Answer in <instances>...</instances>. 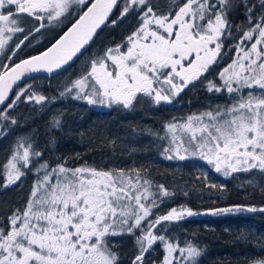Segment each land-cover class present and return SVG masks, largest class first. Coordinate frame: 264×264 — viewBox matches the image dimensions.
Returning a JSON list of instances; mask_svg holds the SVG:
<instances>
[{"label": "snow or ice", "instance_id": "1", "mask_svg": "<svg viewBox=\"0 0 264 264\" xmlns=\"http://www.w3.org/2000/svg\"><path fill=\"white\" fill-rule=\"evenodd\" d=\"M128 21L135 23L124 40L89 55L60 96L126 110L144 98L157 106L172 104L234 51L219 81L207 83L208 92H224L229 101L167 121L165 134L157 137L165 142L160 154L169 161H203L224 177L255 170L264 179V0H0V138L17 124L9 113L22 97L25 103L46 100L21 83L26 77L67 71L104 29ZM57 29L42 52L16 61L33 40ZM42 156L21 134L0 165V190L19 187L33 175L24 203L0 217V264H122L120 244L126 237L135 248L131 264H149L158 247L162 256L151 264H199L203 249L179 243L169 224L202 214L264 213V207L251 205L204 213L181 205L158 214L161 197L172 193L163 185L153 192L141 169L67 161L53 166ZM203 178L208 180L206 172ZM245 183L264 190L254 176ZM255 243L264 252V239ZM250 264H264V257Z\"/></svg>", "mask_w": 264, "mask_h": 264}, {"label": "trees", "instance_id": "2", "mask_svg": "<svg viewBox=\"0 0 264 264\" xmlns=\"http://www.w3.org/2000/svg\"><path fill=\"white\" fill-rule=\"evenodd\" d=\"M134 23L128 21L119 27L104 29L91 46L89 53L61 75L41 79V83H38L39 79L24 83L31 85L35 92L44 95L46 100L41 104L25 103L22 97L17 107L11 110L9 115L17 119V124L9 126L8 134L0 138V165L5 163L10 150L15 147L17 138L23 134L34 141V146L43 153L42 159L53 166L58 162L67 161L70 166L87 163L106 168H139L141 174L154 185H163L169 193H172L168 199L170 205L173 202H184V205L197 212L233 205L264 207V190L246 184L245 175L235 174L220 179L222 183L217 184L220 186L218 188L206 187L205 184L213 183V180L209 178L205 181L201 176L197 179L195 161H186L182 163V168H178L176 162L161 160L160 153L157 161H122L120 146L109 140L113 138L110 137L112 131L96 128L93 130L94 133H90L79 130L85 122H88L91 112L83 109L85 107L83 100L74 99L71 95L61 97L59 93L70 80L76 79L81 74L89 55L102 52L106 46L121 43ZM54 32L56 34L53 37L47 35L51 32H45L39 41L33 40L31 46L18 53L16 61L42 52L57 36L59 30ZM200 104L194 102L193 106ZM57 120L60 122L59 126L55 124ZM7 123L5 122L6 125ZM91 123L94 122H89L88 127L93 126ZM92 153L94 161H86L89 159L88 155ZM2 179L3 177L0 176V180ZM259 180L260 184L264 185V179ZM185 192L188 195H185ZM1 193L5 195L4 190H0V217L10 202L9 197L4 199ZM17 195L18 193L15 192L14 196ZM155 212L164 214L167 211L164 207H160ZM180 226H185L186 231H180ZM168 228L179 243L182 244L187 240L203 249L199 264H250L252 259L264 257V252L260 251L255 243L264 239V213L211 215L179 224H169ZM134 252L132 239L124 238L120 244L122 264H131ZM160 258L161 255L156 260Z\"/></svg>", "mask_w": 264, "mask_h": 264}, {"label": "flooded vegetation", "instance_id": "3", "mask_svg": "<svg viewBox=\"0 0 264 264\" xmlns=\"http://www.w3.org/2000/svg\"><path fill=\"white\" fill-rule=\"evenodd\" d=\"M234 22L239 23V20H234ZM47 35L48 37L50 36V34ZM233 37H235V32L233 33ZM234 43V39L226 42V49H229L228 46L230 45V48H232ZM222 66L223 64L221 65V61L219 64L213 65L210 72L206 74L207 78H209V80L219 81L218 74L222 70ZM207 83L208 82L203 81L202 83L197 82L196 87L189 86V88L185 89L184 92L176 97L172 104L161 103L157 106L148 101L147 98H144L136 104L133 109L126 110L118 105H113L112 107H99L85 103L83 109H87L91 113L88 117V122H85V124L83 123L84 126H81L79 130L90 133H94L93 130L96 128L112 131L113 133L109 136L113 138L109 140H111L113 144L120 146L122 161H157L159 160V153L161 151L160 146L165 143L157 138L158 135L163 136L165 134L163 131L164 124L162 123L167 122V118L169 120L170 117L175 115L179 117L181 115H183V117L190 115L191 110L197 109V106H193L194 102L203 105L209 102L210 98H218L224 94V92L219 94L208 92ZM95 119L97 121H94ZM103 119H108V121H103ZM91 121L94 122L91 123L93 126L88 127V123ZM88 156L89 159L86 161H94L93 153ZM8 157L9 154L7 155V158ZM160 159L163 160L164 158L160 157ZM28 175L29 174H27V176ZM27 176L24 178L25 182H23L21 186L4 190L5 195L1 193V195H4V199L9 197L10 200L8 207L4 209L1 217H4L14 206L21 205L26 200L30 189L27 180H31ZM0 182L2 184L3 179L0 180ZM15 192L18 193L17 196H14Z\"/></svg>", "mask_w": 264, "mask_h": 264}, {"label": "rangeland", "instance_id": "4", "mask_svg": "<svg viewBox=\"0 0 264 264\" xmlns=\"http://www.w3.org/2000/svg\"><path fill=\"white\" fill-rule=\"evenodd\" d=\"M57 31V30H56ZM56 33L53 31V32H51L50 33V36L51 37H53L54 35H55ZM238 35V33H235V36H237ZM235 41V40H234ZM231 47V45L230 46H228V48L229 49H231L230 48ZM234 56H235V53H234V51H227V54L223 57V59L221 60V65L223 64V66H222V69H223V67H225L227 64H229L230 62H231V60L234 58ZM3 60V58L2 57H0V61H2ZM209 81V78H207V80H204V82H208ZM42 82V80L41 79H39L38 80V83H41ZM40 85V84H39ZM229 97L224 93V94H222V96L221 97H218V98H210L209 99V102H206V103H204L203 105H199V106H197V109H194V110H191V112H190V114H193V113H199V112H202V111H204L209 105H212L213 107H215L217 104H219V105H221V106H223L225 103H227L228 101H229ZM84 101V100H83ZM84 103H87L86 101H84ZM92 106H98V105H92ZM99 107H102V106H99ZM173 117H176V118H182L183 117V115H181L180 117L177 115H175V116H172V117H170V119L169 120H171ZM168 120V118H167V120L166 121H169ZM165 123L166 122H164V123H162V124H164L165 125ZM164 125H163V128H164ZM164 131V130H163ZM160 135H163V134H160ZM13 149H14V147L10 150V152H9V157H10V154L13 152ZM8 157V158H9ZM7 158V159H8ZM187 161H195L197 164H195L194 166H195V173L198 175V176H201V177H203V173H207V175H208V179L209 178H211L212 180H213V183H215V184H221L222 183V181L220 180V179H226V178H228V177H224L222 174H218V173H215V171L214 170H212L205 162H203V161H198V160H187ZM6 162V161H5ZM171 162H176L177 163V166H178V168H182V163H184V162H186V161H179V160H174V161H171ZM29 175L27 176L28 178H30L31 180H27V183H29L28 185H30V187H31V185H32V183H33V175L31 174V173H28ZM237 174H240V175H245V178H244V181L247 179V177L249 178V177H255L256 179H260V175L259 174H257V173H255V170L253 171V173H237ZM30 176V177H29ZM27 179V178H26ZM25 182V181H24ZM152 185H153V188H152V190H153V192H156L157 191V189H156V185H154L153 183H152ZM169 197L170 196H168V197H161V199H162V201H163V203H161L160 204V207H164L165 208V210L166 211H168V210H170L172 207H177V206H181V205H184V202H178V203H176V202H173V204L172 205H170L169 203H168V199H169ZM172 203V202H171ZM162 205H164V206H162ZM184 206H186V205H184ZM159 207V208H160ZM158 209V208H157ZM157 209H155L154 211H156ZM191 227H193V226H191ZM169 229V234L171 235V236H173L172 234H171V230H170V228H168ZM179 230L180 231H186V227L185 226H180L179 227ZM174 237V236H173ZM161 253V250H160V248L158 247L157 248V250H156V252L152 255V257H150L149 258V264H151V262H150V260L152 259V260H156V258L159 256V255H161L162 256V253Z\"/></svg>", "mask_w": 264, "mask_h": 264}, {"label": "water", "instance_id": "5", "mask_svg": "<svg viewBox=\"0 0 264 264\" xmlns=\"http://www.w3.org/2000/svg\"><path fill=\"white\" fill-rule=\"evenodd\" d=\"M35 55H37V54H35ZM64 72H65L64 70H59L58 72L53 73L51 75H49L48 73H45V72L32 73V74H30L29 77H26L25 80H23L21 83L23 84V83H25V82H27V81H29L31 79H36V78H52V77H56V76H58V75H60V74H62ZM0 107H2V106H0ZM227 207H229V206H227ZM218 208H223V207H218ZM211 209H217V208H211ZM206 210H209V209H205V210H202V211H199V212L204 213ZM258 213H261V212H254V213H251V214H258ZM207 216H211V215L210 214H202V215H198V216L187 218V219H185V220H183L181 222H186V221L195 220V219H201V218H204V217H207Z\"/></svg>", "mask_w": 264, "mask_h": 264}, {"label": "bare ground", "instance_id": "6", "mask_svg": "<svg viewBox=\"0 0 264 264\" xmlns=\"http://www.w3.org/2000/svg\"><path fill=\"white\" fill-rule=\"evenodd\" d=\"M145 161V160H144ZM256 215V214H255Z\"/></svg>", "mask_w": 264, "mask_h": 264}]
</instances>
